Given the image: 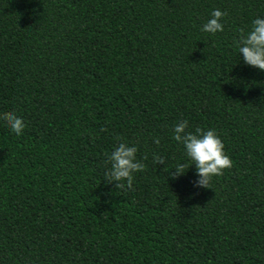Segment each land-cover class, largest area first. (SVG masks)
Here are the masks:
<instances>
[{
	"label": "trees",
	"instance_id": "16d2710c",
	"mask_svg": "<svg viewBox=\"0 0 264 264\" xmlns=\"http://www.w3.org/2000/svg\"><path fill=\"white\" fill-rule=\"evenodd\" d=\"M222 31L200 30L212 10ZM264 0H0V264H264ZM231 167L193 187L173 126ZM156 139L158 143H153ZM134 145L131 187L107 154ZM154 157H164V165Z\"/></svg>",
	"mask_w": 264,
	"mask_h": 264
},
{
	"label": "clouds",
	"instance_id": "9594fccd",
	"mask_svg": "<svg viewBox=\"0 0 264 264\" xmlns=\"http://www.w3.org/2000/svg\"><path fill=\"white\" fill-rule=\"evenodd\" d=\"M223 13L219 9L212 10L210 17L204 22L200 30L209 34L222 31V24L219 22ZM238 54L242 62L250 67L264 71V16H258L251 21L247 34L242 36L238 42ZM3 119L9 130L19 136L25 127L21 118L14 114H6ZM187 122L181 120L172 129V138L183 147L184 156L190 163L180 161L169 175L176 179L183 175L189 165L194 168L193 187L207 188L212 176H219L222 170L231 167L230 158L223 151V144L214 130H201L197 128L194 133L185 132ZM153 143H158L153 139ZM137 149L134 145L119 142L107 154L106 160L109 167L104 173L105 184H114L116 187H123L120 181H125L127 187H131L132 173L143 169L144 165L136 159ZM156 163L164 165V157H154Z\"/></svg>",
	"mask_w": 264,
	"mask_h": 264
}]
</instances>
